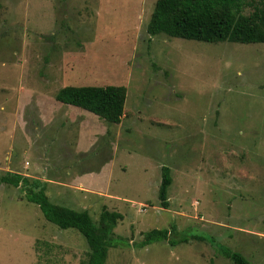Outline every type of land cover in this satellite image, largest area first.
Segmentation results:
<instances>
[{
  "label": "rangeland",
  "instance_id": "374dc122",
  "mask_svg": "<svg viewBox=\"0 0 264 264\" xmlns=\"http://www.w3.org/2000/svg\"><path fill=\"white\" fill-rule=\"evenodd\" d=\"M155 1L0 0V176L38 181L93 222L102 207L120 213L124 240L105 264H235L222 248L264 264V43L152 36ZM112 84L126 89L117 124L55 99ZM172 225V244L136 246ZM88 253L23 185L0 183V264H86Z\"/></svg>",
  "mask_w": 264,
  "mask_h": 264
},
{
  "label": "trees",
  "instance_id": "16d2710c",
  "mask_svg": "<svg viewBox=\"0 0 264 264\" xmlns=\"http://www.w3.org/2000/svg\"><path fill=\"white\" fill-rule=\"evenodd\" d=\"M249 9L246 13L245 10ZM146 30L148 34L196 40L202 42L264 43V0H156ZM55 99L66 105L90 112L99 118L117 124L120 122L126 99L122 85H67L55 94ZM158 199L162 208H168L167 191L172 182L170 169L161 167ZM0 183L23 185L26 201L37 205L43 217L61 229L73 228L86 240V264H105L108 249L123 241L114 236V228L122 215L102 207L97 222L86 210H75L53 203L44 186L20 174L0 176ZM32 185V186H31ZM175 227L154 228L142 234L137 247L152 242L172 244ZM204 239V238H201ZM220 253L235 264H247L246 259L230 248Z\"/></svg>",
  "mask_w": 264,
  "mask_h": 264
}]
</instances>
